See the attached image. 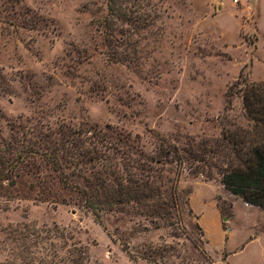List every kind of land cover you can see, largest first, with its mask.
<instances>
[{"label":"rangeland","instance_id":"1","mask_svg":"<svg viewBox=\"0 0 264 264\" xmlns=\"http://www.w3.org/2000/svg\"><path fill=\"white\" fill-rule=\"evenodd\" d=\"M107 2L0 0V264H264V211H234L244 201L222 172L235 155L210 152L250 127L242 90L264 83V0H119L121 16ZM97 146L137 179L160 172L130 162L191 150L162 171L180 207H87L61 179L87 189Z\"/></svg>","mask_w":264,"mask_h":264},{"label":"trees","instance_id":"2","mask_svg":"<svg viewBox=\"0 0 264 264\" xmlns=\"http://www.w3.org/2000/svg\"><path fill=\"white\" fill-rule=\"evenodd\" d=\"M118 1L108 0L109 13L112 15L120 13L119 16L125 15L124 11L116 6ZM242 93L246 116L251 121L250 127H239L232 131L226 130L221 140L222 143L217 145L215 151L210 149V152L220 153L222 149L232 150L235 158L231 159L229 156L231 165L227 167L225 172H222L224 186L232 194L241 197L244 202L264 209V83L248 84ZM120 145L124 146L123 144ZM95 151H91V154L95 153L96 155L90 159L102 162L103 168L86 179L85 185L89 192L87 189L67 184L65 180L61 179L67 188H75L79 192H83L82 201L87 207L127 212L137 208L142 211L141 213L161 218L171 217L173 207H180L184 199L175 186L177 180L168 178L165 181L162 171L163 173L166 171L164 167L166 164H172L176 161L177 164L183 166L192 159H196V156L191 154V150L188 153V150L174 146L173 149L169 148L165 152H161L160 157L150 158L149 164L130 162L129 166L133 169L160 172L158 175L153 174V176L145 179H137L135 172L120 170L118 165L111 162L112 158L106 155L104 150L102 152L98 146ZM203 158H199V160L203 161ZM2 165L0 163L1 180L4 179V172L1 171ZM53 165L55 171L62 173L64 170L57 154L54 156ZM156 165L163 167L160 166L159 168ZM79 170L87 171L86 168ZM79 175H84V173L80 172ZM17 228L14 227L13 229L17 232Z\"/></svg>","mask_w":264,"mask_h":264},{"label":"crops","instance_id":"3","mask_svg":"<svg viewBox=\"0 0 264 264\" xmlns=\"http://www.w3.org/2000/svg\"><path fill=\"white\" fill-rule=\"evenodd\" d=\"M237 202L243 204V205H244L245 207H247V208H251V209H252V208H256V209H260V210L264 211L263 209L259 208V206H254V205L248 204V203H246V202H242L241 199H239V200L237 199V200L234 201V204H233V205H234V208H233L234 211H235V206H236V203H237ZM263 213H264V212H263ZM217 214H218V217L220 218V217H221V212H220V210H217ZM263 215H264V214H263ZM234 217H235V212H234ZM234 217H233V218H234ZM233 218L229 219V221L232 220ZM218 227H219V228H222V225H221L220 221L218 222ZM231 230H232V228L229 227V230H228V231H231ZM263 254H264V253H263Z\"/></svg>","mask_w":264,"mask_h":264},{"label":"built area","instance_id":"4","mask_svg":"<svg viewBox=\"0 0 264 264\" xmlns=\"http://www.w3.org/2000/svg\"><path fill=\"white\" fill-rule=\"evenodd\" d=\"M263 256H264V254H263Z\"/></svg>","mask_w":264,"mask_h":264}]
</instances>
